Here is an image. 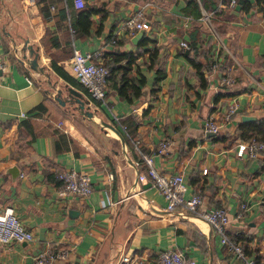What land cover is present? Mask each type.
Returning <instances> with one entry per match:
<instances>
[{"label": "crops", "instance_id": "0c3cea01", "mask_svg": "<svg viewBox=\"0 0 264 264\" xmlns=\"http://www.w3.org/2000/svg\"><path fill=\"white\" fill-rule=\"evenodd\" d=\"M249 1L247 9L238 0H86V14L74 0H0V212L13 207L34 236L0 242V264H35L44 252L57 255L52 264H158L169 247L198 264H241L205 220L167 211L152 179H138L148 172L144 155L160 173H182L204 208L223 207L228 236L264 262V152L236 153L248 136L264 140V10ZM142 7L151 29L132 32L124 22ZM26 39L51 83L22 60ZM75 48L100 51L110 68L104 102L74 76ZM192 59L211 63L201 73ZM70 87L98 119L58 101L57 89L67 97ZM211 115L222 123L218 134L205 128ZM162 140L169 148L158 153ZM71 168L89 174V195L59 193L57 175Z\"/></svg>", "mask_w": 264, "mask_h": 264}, {"label": "built area", "instance_id": "2783aa9c", "mask_svg": "<svg viewBox=\"0 0 264 264\" xmlns=\"http://www.w3.org/2000/svg\"><path fill=\"white\" fill-rule=\"evenodd\" d=\"M232 5L236 0H231ZM74 4L78 8L85 7L86 0H74ZM144 8H139L135 13L130 15L124 22V26L134 32L136 29L150 30L151 24L144 20ZM211 14L205 13L203 19L210 22ZM183 48L189 49V42L182 40L180 42ZM101 56L100 51L83 52L75 48L73 57L71 58V69L76 79L89 91L92 99L104 102L106 99V83L110 75V68L102 62H99ZM6 62L0 59V78ZM216 66V65H215ZM31 81V80H30ZM222 82L225 85H232V76L230 69L223 77ZM238 110V105H231L229 111L225 114L224 119H231L232 115ZM205 128L207 131L218 134L222 130V123L215 116H209L205 120ZM170 141L162 140L157 149L158 153H164L169 148ZM264 152V140L258 137H251L242 140L237 144V155L239 157L257 158L260 153ZM144 160L148 165L147 173H138V179L146 180L150 177L159 192L164 195L169 212L175 211L181 217H198L205 220L211 228L220 235L221 242L226 244L240 259L241 264H264L262 261L249 259L243 247L231 239L226 227L230 222V215L223 207H203V197L200 194H189V187L182 173L163 174L160 173L153 165V158L150 155H144ZM208 169H204V173ZM62 182L59 189L61 195L68 193L78 195H89L93 191L91 178L88 173L78 171L74 168L61 171L57 175ZM247 203H242L241 209L236 214V218H243L247 210ZM34 236L31 231L27 230L13 207H6L0 212V242L9 243L11 241L23 242L33 241ZM57 255L51 252L40 253L36 257L35 264H52ZM64 255H61L63 257ZM124 262H131V257H123ZM158 264H198L194 258L186 257L182 251L173 247H169L160 252L157 259Z\"/></svg>", "mask_w": 264, "mask_h": 264}, {"label": "water", "instance_id": "95a60500", "mask_svg": "<svg viewBox=\"0 0 264 264\" xmlns=\"http://www.w3.org/2000/svg\"><path fill=\"white\" fill-rule=\"evenodd\" d=\"M144 34V31H140L138 33V35L136 36V38L141 37ZM29 40L26 39L24 41V45L23 48L20 49V51L22 52V60H24L26 63L29 64L30 69L36 71L37 73L41 74V75H45L48 78V82L51 83V73L48 71V67L46 65H40L39 63V51L37 48L34 47L33 44H29L28 43ZM28 50V52H27ZM23 61V62H24ZM69 90V95L66 97H63V89H57V99L58 101H60V103L65 104L67 102L70 103H77L76 105V109H78L81 114H83L85 117H87L90 120H95V117H97V111L98 109H92L91 106L89 105V100L85 99L80 93L77 92V90L73 89L72 87L68 88ZM145 93H148L146 91H144ZM253 116H249V115H244L242 117L243 120L246 119H252ZM102 128L107 131V128H111L114 129L117 133H120L119 130L112 125L111 123H108L102 119H100L98 121ZM12 171H17L16 172V176H18L20 174V171L18 169L17 166H12L11 167Z\"/></svg>", "mask_w": 264, "mask_h": 264}, {"label": "trees", "instance_id": "16d2710c", "mask_svg": "<svg viewBox=\"0 0 264 264\" xmlns=\"http://www.w3.org/2000/svg\"><path fill=\"white\" fill-rule=\"evenodd\" d=\"M228 0H223V2H227ZM238 2L244 7V8H247L249 9L251 6H252V3L249 1V0H238ZM256 4L261 7L263 10H264V0H256ZM86 7V5H85ZM85 7H82L83 11L82 13H91L92 9H87ZM85 8V9H84ZM190 49L191 50H194L191 45H190ZM123 56L125 57H129V58H132V56L130 54H124ZM192 61L194 62V64L196 65L197 69L199 71H201V73H203V68L204 66L206 68H209V65L211 62H208L206 65H204L202 62L198 61V59H192ZM106 65V64H105ZM110 74H111V70H110ZM67 79L69 81H71L73 84L77 85L75 82H73L72 78H70L69 76H66ZM161 78V77H160ZM120 90L126 95V93L122 90V88H120ZM139 92H140V88H139ZM244 135V133H242ZM245 136V135H244ZM251 137H256V136H251ZM250 136L246 137L245 139H248V138H251Z\"/></svg>", "mask_w": 264, "mask_h": 264}, {"label": "bare ground", "instance_id": "6f19581e", "mask_svg": "<svg viewBox=\"0 0 264 264\" xmlns=\"http://www.w3.org/2000/svg\"><path fill=\"white\" fill-rule=\"evenodd\" d=\"M96 119H98V117H96ZM111 130V129H110ZM113 130V129H112ZM114 131V130H113Z\"/></svg>", "mask_w": 264, "mask_h": 264}]
</instances>
